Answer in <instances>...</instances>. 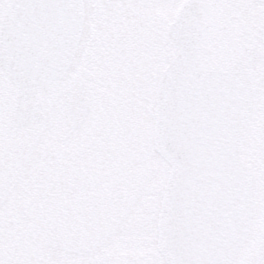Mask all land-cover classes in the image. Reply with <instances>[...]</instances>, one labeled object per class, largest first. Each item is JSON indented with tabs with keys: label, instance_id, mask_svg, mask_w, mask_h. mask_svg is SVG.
<instances>
[{
	"label": "snow or ice",
	"instance_id": "6c2138e0",
	"mask_svg": "<svg viewBox=\"0 0 264 264\" xmlns=\"http://www.w3.org/2000/svg\"><path fill=\"white\" fill-rule=\"evenodd\" d=\"M0 264H264V0H0Z\"/></svg>",
	"mask_w": 264,
	"mask_h": 264
}]
</instances>
